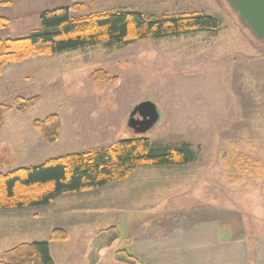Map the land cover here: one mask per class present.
Masks as SVG:
<instances>
[{"label":"rangeland","instance_id":"rangeland-1","mask_svg":"<svg viewBox=\"0 0 264 264\" xmlns=\"http://www.w3.org/2000/svg\"><path fill=\"white\" fill-rule=\"evenodd\" d=\"M75 4L84 8L72 17L117 10L153 19L204 14L219 28L123 45L100 42L5 66L0 106L10 110L0 129V173L106 150L120 140L187 144L194 162L174 168V177L203 189V203L221 211V228L252 234L264 221V43L238 22L225 0H0V39L26 37L39 28L43 12ZM31 98H38L37 105L22 113L18 101ZM143 102L155 105L160 119L136 134L127 122ZM50 115L58 116L60 130L56 142L46 143L32 124ZM89 196L68 194L47 207L0 211V254L46 241L55 264H93L95 250L107 253L100 264H127L123 241L105 229L125 212L126 222L135 218L145 202L138 198L129 208L107 210L91 207ZM163 221L165 228L153 224L158 235L167 232ZM55 230L65 238L50 241Z\"/></svg>","mask_w":264,"mask_h":264},{"label":"trees","instance_id":"trees-1","mask_svg":"<svg viewBox=\"0 0 264 264\" xmlns=\"http://www.w3.org/2000/svg\"><path fill=\"white\" fill-rule=\"evenodd\" d=\"M84 6L75 4L45 11L39 28L26 37L0 39V75L5 66L34 57H46L100 42L123 45L149 37L162 39L195 30L216 32L218 21L204 14H164L147 18L139 12L117 10L72 17ZM94 75V74H93ZM93 79V77H92ZM38 98L19 100V110L33 109ZM9 107L0 106V129ZM46 143L57 141V115L33 122ZM187 144L153 147L147 138L117 141L106 150L68 154L39 166L0 173V211L46 207L57 198L99 189L126 180L144 166H184L194 161ZM65 233L55 230L50 241L62 240ZM0 264H55L49 242L21 243L0 254Z\"/></svg>","mask_w":264,"mask_h":264},{"label":"crops","instance_id":"crops-1","mask_svg":"<svg viewBox=\"0 0 264 264\" xmlns=\"http://www.w3.org/2000/svg\"><path fill=\"white\" fill-rule=\"evenodd\" d=\"M193 162L184 166L139 167L124 181L73 194H90L94 205L91 207L107 210L129 208L138 198L145 202L137 207L135 218H127L126 222L129 213L125 212L120 220L105 229H113L117 232L116 240L123 241L121 256L129 259L127 264H264V221L250 235L243 230L237 232L234 227L221 228V211L203 203L199 197L203 189L190 186L189 180L181 181L173 175L177 174L174 168L188 167ZM171 173L172 177L167 175ZM94 194L99 195L98 202ZM156 195L167 199L153 202ZM165 218L167 232L158 235L153 224L165 228V222L162 223ZM158 219L160 221L155 222ZM94 254L93 264H100L99 259L107 260V253L95 250Z\"/></svg>","mask_w":264,"mask_h":264},{"label":"water","instance_id":"water-1","mask_svg":"<svg viewBox=\"0 0 264 264\" xmlns=\"http://www.w3.org/2000/svg\"><path fill=\"white\" fill-rule=\"evenodd\" d=\"M238 22L258 42L264 43V0H225ZM138 116L140 119H136ZM160 116L150 102L137 105L131 112L127 125L136 134H144L153 128Z\"/></svg>","mask_w":264,"mask_h":264}]
</instances>
